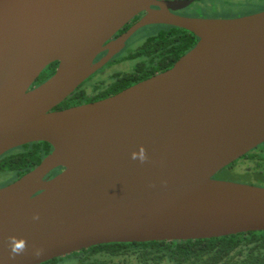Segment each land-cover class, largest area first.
<instances>
[{
  "label": "water",
  "instance_id": "obj_1",
  "mask_svg": "<svg viewBox=\"0 0 264 264\" xmlns=\"http://www.w3.org/2000/svg\"><path fill=\"white\" fill-rule=\"evenodd\" d=\"M157 1L0 0V157L37 142L53 147L0 188V264H44L106 244L264 232V187L215 178L264 144V12L193 19L152 11ZM152 24L185 29L199 42L165 73L55 110ZM55 62V74L33 87ZM141 146L144 162L132 159ZM11 236L27 240L15 260ZM35 248L45 250L39 259Z\"/></svg>",
  "mask_w": 264,
  "mask_h": 264
},
{
  "label": "trees",
  "instance_id": "obj_2",
  "mask_svg": "<svg viewBox=\"0 0 264 264\" xmlns=\"http://www.w3.org/2000/svg\"><path fill=\"white\" fill-rule=\"evenodd\" d=\"M58 65V62L49 65L33 87L51 78ZM86 97L79 89L55 110H65L94 100ZM52 151L50 144L37 142L13 149L1 156L0 174L7 179L0 184V188L13 184L33 171ZM243 161H250L253 166L242 173L235 172L234 167ZM59 172L55 171L51 178ZM234 173L239 175L235 176ZM216 178L242 181L249 185L255 183V186L264 187V144L220 171ZM44 264H264V232L186 242L98 245Z\"/></svg>",
  "mask_w": 264,
  "mask_h": 264
},
{
  "label": "flooded vegetation",
  "instance_id": "obj_3",
  "mask_svg": "<svg viewBox=\"0 0 264 264\" xmlns=\"http://www.w3.org/2000/svg\"><path fill=\"white\" fill-rule=\"evenodd\" d=\"M163 8L168 9L173 15L186 18L237 19L263 13L264 0H158L157 4L151 6L152 11H161ZM147 14L148 12L144 11L134 17L107 44L118 40ZM146 29H151V33L145 39L136 43L131 42L139 32ZM198 42L199 38L195 34L172 25L152 24L141 28L127 40L119 53L77 89L86 94V99H94L81 105L113 97L167 72ZM107 55L108 51L103 52L94 63ZM90 79H93L92 82L83 87ZM58 170L60 171L58 174L63 171V169L54 170L45 178L51 179L53 173Z\"/></svg>",
  "mask_w": 264,
  "mask_h": 264
},
{
  "label": "clouds",
  "instance_id": "obj_4",
  "mask_svg": "<svg viewBox=\"0 0 264 264\" xmlns=\"http://www.w3.org/2000/svg\"><path fill=\"white\" fill-rule=\"evenodd\" d=\"M139 159L141 162L147 160L146 149L141 146L139 152L132 153V159ZM34 220H39V214L33 216ZM10 246V259L15 260L19 255L24 254L27 251V240L26 238H17L16 236L9 237ZM45 250L43 248H35L34 256L39 259L43 256Z\"/></svg>",
  "mask_w": 264,
  "mask_h": 264
},
{
  "label": "rangeland",
  "instance_id": "obj_5",
  "mask_svg": "<svg viewBox=\"0 0 264 264\" xmlns=\"http://www.w3.org/2000/svg\"><path fill=\"white\" fill-rule=\"evenodd\" d=\"M151 33V29H146L144 31H141L138 33V35H136L133 40L131 41L132 43H136V42H139L140 40H143L145 39L149 34ZM93 79H90L88 82H86L84 84L83 87L87 86L88 84H90L92 82ZM253 166V163H251L250 161H243V162H240L238 163L235 167H234V170L235 172L237 173H242L244 172L245 170H247L249 167ZM231 172V171H230ZM233 173V172H231ZM237 173H234V175H239ZM7 179V177H5V175H2L0 174V184L5 182ZM224 180V179H222ZM226 181H232V180H226ZM233 182H236V181H233ZM239 183H243V184H247L245 182H242V181H238ZM252 185H256L255 183H252Z\"/></svg>",
  "mask_w": 264,
  "mask_h": 264
}]
</instances>
